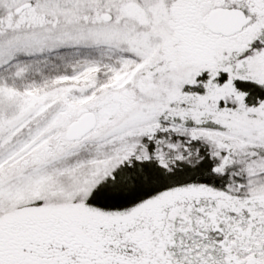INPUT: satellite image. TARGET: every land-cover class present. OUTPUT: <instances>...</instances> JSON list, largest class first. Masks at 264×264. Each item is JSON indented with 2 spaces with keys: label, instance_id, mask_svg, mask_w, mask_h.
Returning a JSON list of instances; mask_svg holds the SVG:
<instances>
[{
  "label": "snow or ice",
  "instance_id": "snow-or-ice-1",
  "mask_svg": "<svg viewBox=\"0 0 264 264\" xmlns=\"http://www.w3.org/2000/svg\"><path fill=\"white\" fill-rule=\"evenodd\" d=\"M0 264H264V0H0Z\"/></svg>",
  "mask_w": 264,
  "mask_h": 264
}]
</instances>
